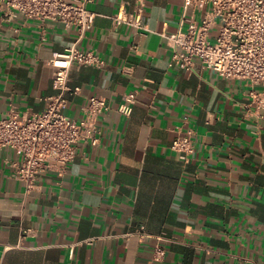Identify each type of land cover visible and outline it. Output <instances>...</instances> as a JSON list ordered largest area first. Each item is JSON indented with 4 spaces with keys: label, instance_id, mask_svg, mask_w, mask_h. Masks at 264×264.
I'll list each match as a JSON object with an SVG mask.
<instances>
[{
    "label": "crops",
    "instance_id": "crops-1",
    "mask_svg": "<svg viewBox=\"0 0 264 264\" xmlns=\"http://www.w3.org/2000/svg\"><path fill=\"white\" fill-rule=\"evenodd\" d=\"M87 9L94 23L79 38L60 22L9 19L0 2V120L46 108L57 94L49 62L72 47L104 65H70L68 87L79 91L64 114L80 121L92 96L108 106L98 143L79 145L31 189L12 175L15 153L0 150V264H264V109L253 99L262 87L168 66L164 36L205 9L183 0H90ZM117 14L139 15L142 29L114 24ZM126 94L135 95L129 117L116 111ZM187 130L194 153L184 162L170 145Z\"/></svg>",
    "mask_w": 264,
    "mask_h": 264
},
{
    "label": "built area",
    "instance_id": "built-area-1",
    "mask_svg": "<svg viewBox=\"0 0 264 264\" xmlns=\"http://www.w3.org/2000/svg\"><path fill=\"white\" fill-rule=\"evenodd\" d=\"M6 16L17 15L41 24L60 22L66 28H74L81 38L91 29L95 14L87 9L90 0H0ZM183 6L203 11L200 20H186V30L165 35L171 50L169 67L191 73L196 64L209 69L224 79L246 81L261 86L253 99L259 109H264V0H183ZM141 12V11H139ZM112 21L116 25L127 24L141 30V18L117 14ZM50 65L56 68L52 86L57 94L46 98V108L31 116H18L10 112L0 120V150L9 149L17 156L11 164L13 177L33 188L36 177L51 166L64 168L76 156L79 145H96L99 141L98 116L108 109L101 97L88 98L83 108L84 116L75 121L64 114L68 95H76L78 88L68 87V68L93 66L102 68L104 62L95 54L75 47L63 53L53 54ZM117 113L129 117L135 102L134 94L122 97ZM191 131L176 137L170 149L186 162L194 153ZM27 232V231H26ZM140 236L143 235L141 228ZM162 238L152 249V261L161 263L165 250Z\"/></svg>",
    "mask_w": 264,
    "mask_h": 264
}]
</instances>
